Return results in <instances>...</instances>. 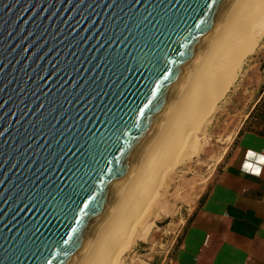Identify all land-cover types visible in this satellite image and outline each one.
<instances>
[{
  "label": "water",
  "instance_id": "1",
  "mask_svg": "<svg viewBox=\"0 0 264 264\" xmlns=\"http://www.w3.org/2000/svg\"><path fill=\"white\" fill-rule=\"evenodd\" d=\"M230 0H0V264H75Z\"/></svg>",
  "mask_w": 264,
  "mask_h": 264
},
{
  "label": "rangeland",
  "instance_id": "2",
  "mask_svg": "<svg viewBox=\"0 0 264 264\" xmlns=\"http://www.w3.org/2000/svg\"><path fill=\"white\" fill-rule=\"evenodd\" d=\"M247 12L253 23L233 38L236 44L230 50L217 51L219 57L212 67L215 70L211 68L210 76H205L187 97L194 100L192 107L185 106V114L178 116H186L188 141H181L183 144L175 141L179 148L176 144L170 146L166 134L177 136L179 130L169 129V124L158 130L153 148L158 152L154 161L162 167L161 174L155 177L157 181L153 186L147 187L150 196L137 200L132 206L133 214L124 230L129 234L125 247L119 249L112 262L109 261L120 240L106 238V228L110 226V219H107L108 224L103 225H106L104 236H100L108 243L104 240L103 247L111 245L113 250L108 255H100L103 261L91 258L86 264L92 261L95 264H171L188 219L224 166L259 87L264 83V0ZM148 146L150 148L151 144ZM134 181L142 184L144 178L137 177ZM124 202L128 201H123L127 205ZM97 246L94 248L97 252L92 254L97 253L98 257L102 244Z\"/></svg>",
  "mask_w": 264,
  "mask_h": 264
},
{
  "label": "crops",
  "instance_id": "3",
  "mask_svg": "<svg viewBox=\"0 0 264 264\" xmlns=\"http://www.w3.org/2000/svg\"><path fill=\"white\" fill-rule=\"evenodd\" d=\"M171 264H264V135L246 128L237 136Z\"/></svg>",
  "mask_w": 264,
  "mask_h": 264
},
{
  "label": "bare ground",
  "instance_id": "4",
  "mask_svg": "<svg viewBox=\"0 0 264 264\" xmlns=\"http://www.w3.org/2000/svg\"><path fill=\"white\" fill-rule=\"evenodd\" d=\"M261 1L263 0H230V2L227 4L226 9L224 10L217 24V27L214 30L209 41L207 42L205 48L202 50V52L199 54V56L196 58V60L191 65L190 69L186 73L185 77L183 78L176 92L172 96V99L170 100L166 109L163 111L159 120L155 124L154 128L152 129L149 135L150 136L149 140L147 141L145 147L143 148V150L141 151L137 159L134 160L133 164L131 165L127 175L125 176V179L123 180L122 184L117 189L116 196L113 199L109 209H107V211L104 213V217L102 221L99 222L96 225V227L93 229V232L91 233L90 238H89V243H87L86 248L84 249L83 253L81 254V256L79 257V259L76 261L75 264H86L85 262H87V260L91 258H94L93 260H96V259L102 260L101 259L102 257H100V255L101 256L104 254L106 255V253L108 255V253L113 250V247L111 245L106 246L105 244L106 247L105 246L103 247V243L105 239L101 240V236H104L102 235V233L104 232L106 225L108 223L110 224V226L107 225L108 228L106 229L108 230L107 231L105 230L106 233L108 232L107 234L108 236L106 235V238H108L109 241L110 240L116 241L114 239L120 240L119 241L120 243L118 242L119 245L115 248L114 252L110 254L109 261L112 262L114 258L117 256L119 249H121L123 246L125 247L126 242H127L126 238L129 237V234L125 233L124 230H125V227H127V224H128L127 221L129 220L128 218L130 217L131 214H133V211L131 210L132 206L135 205L137 200L141 201V199L143 200L147 196H150L151 192L147 190L148 189L147 187H149L150 185L153 186L157 181L155 180V177H157L159 173L161 174L162 167L158 165L157 162L156 164L154 161V158L158 155V152L157 150L153 148V145L156 139L158 138L159 131L161 130L162 127H164L165 124H169L168 126L169 129L175 128L179 130L177 136L175 135L172 136L170 132L166 134V137L169 138L170 146L171 145L173 146L174 144H176V142L188 141L190 134L186 132L188 130L187 123H185L184 121L186 116L179 118L180 117L179 115L182 116L183 112L185 111L184 110L185 106L188 105L192 107V103H194L192 102L194 100L190 98L187 99V97L194 90V88H196V86L201 83V80L205 76L206 77L210 76L209 74L212 73L211 71L215 70L213 69L214 68L213 66H215L214 65L215 61L219 57L217 56L218 54L217 51L218 50L219 51L220 50H223V51L230 50L232 46L236 44L233 41V38H235V36H237L238 33L240 35V33L244 29L249 28V26L253 23L252 18L248 19L249 14L247 11L251 7H256ZM233 13H235L234 16H233ZM231 16H233L232 19H231ZM229 18L231 20H229ZM242 52L243 51H241V54ZM246 52L247 51H245L243 54H245ZM196 102H195V105L193 106L194 108L196 106ZM186 109H188V107ZM176 116L177 117L179 116V117L177 118ZM149 143L151 144L150 148L148 146L150 145ZM184 145H186V143ZM179 146H181V144ZM183 146L180 148H183ZM176 147H177V144H176ZM180 151L181 150H179V152ZM141 176L144 178V182H142V184H136L134 179L136 180L137 177L139 178ZM126 200L128 201V203L124 202V203H127V205H124L123 201H126ZM107 219H110L111 223L108 222ZM106 221L108 223H106ZM104 224L106 225L103 226ZM121 231H123L124 233L121 234L122 233ZM97 241H100V244ZM101 244L102 246H99L100 249H98L99 256L97 257V253L94 254L93 256L92 253L93 251H95L94 248L98 247L97 245H101ZM92 262H93L92 264L96 263L95 261H92Z\"/></svg>",
  "mask_w": 264,
  "mask_h": 264
},
{
  "label": "trees",
  "instance_id": "5",
  "mask_svg": "<svg viewBox=\"0 0 264 264\" xmlns=\"http://www.w3.org/2000/svg\"><path fill=\"white\" fill-rule=\"evenodd\" d=\"M263 92H264V83H262L260 85L257 97L260 94H262ZM246 128L249 129V130H253L254 132H256V133H258L260 135H264V93L262 94V97L260 98V100L256 102V104L254 105L253 109L249 112L248 117L245 119L244 126L241 128V130L239 131L238 135ZM193 216H194V212L191 215V217L188 219V221H187V223H186V225L184 227V230H185L186 226L192 220ZM184 230H183V232H184ZM181 237H182V235L180 236L176 247L180 243ZM176 247H175V250H176Z\"/></svg>",
  "mask_w": 264,
  "mask_h": 264
}]
</instances>
